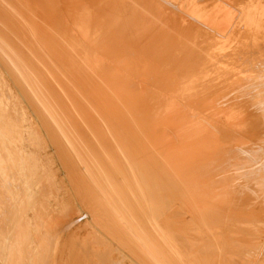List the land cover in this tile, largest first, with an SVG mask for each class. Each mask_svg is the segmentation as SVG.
Here are the masks:
<instances>
[{
	"label": "rangeland",
	"instance_id": "374dc122",
	"mask_svg": "<svg viewBox=\"0 0 264 264\" xmlns=\"http://www.w3.org/2000/svg\"><path fill=\"white\" fill-rule=\"evenodd\" d=\"M59 1L60 0H58V2ZM80 1L82 0H67V21L69 24L70 22L72 23L75 20L77 6L79 8V4L81 5ZM120 1L121 3L125 1L123 5L124 8L122 10L123 15L121 14L122 16H119L121 20H119L118 23L119 28H121L122 30L118 28V32V29L111 32L112 37H110L112 39L110 38L109 40H111V44H114L113 42H117L118 40V42L121 43V46L115 48L112 45L113 47L109 48L110 53H103L106 59L105 66L108 69L107 73L117 74L121 76V79L118 80L117 78H114L100 80L90 77L85 80H91L92 82L96 83H100L101 81L105 83L112 82L115 84L118 82H123L131 84V86L136 85L137 89L145 91H148V85H154L155 88L153 91H155V94H157V96L159 95L158 98L163 99L162 103L171 105L175 108L177 107L175 110H170L169 112L165 111L159 114L166 113L168 115L172 113L170 114L172 116L173 114H176V117L171 119L174 123L181 125L180 127H177L178 130L182 129L191 132L196 130L205 132H220L201 133L199 135L204 136L205 138H208L209 136L218 137L220 141H222V143L220 142L219 144L224 145L223 147L227 148L228 150L226 151L227 155H225L226 160L222 158L217 161L218 163L215 164V161L213 160H209L210 162L207 161L205 155L201 157L204 176L198 177V179H196L195 183L197 185V190L188 193L192 196L172 197L170 198L171 200L177 201L171 203V205L160 203L143 205L141 209H139V205L138 209L134 208V212L130 214L133 216L132 218L135 217L134 220H138L139 222H141V224H143L142 222H145V220L147 219L145 209L148 208L154 211L157 219H163L165 222L169 223L167 226L171 227L169 228V233L167 232L164 234L163 232L162 234H158L160 238L159 240L154 241V239H152V236H147L146 238L141 237L142 226L141 229H138L131 223H129L127 226V224L124 225L121 220L119 221L118 218L120 217L117 216L124 217V213L118 207H113V204L111 205L109 199L106 198L109 195L114 194L109 192L108 196L103 195L104 193L100 189V185L102 183L98 177L96 178L91 174L90 169L85 170V167L81 166V169L84 170V173H81V171H79L78 165H76L74 161H71L74 160L71 155L70 156L73 159H70V165L72 166L73 170L70 172L67 169L68 165H66V161L62 160L64 158L62 157L60 151L55 148V144L52 142L49 135L50 130L54 125V121L49 117V113L45 111L40 112V108L37 105L36 107L34 106V102L31 101L30 88L28 89V94H24L23 89H27L28 86L24 84V87L21 88L22 82H17L12 78L14 77V71H17V67L14 65V63H11L9 61L11 59L9 58L10 56L7 53L8 51L6 50L7 52H4V49L1 47L2 51L0 50V60L2 59V57L9 59L5 63L6 65H8L9 70L4 63H0V264H48V257L51 251L55 253V257H53L54 259L52 258L54 260V264H264V142H261L263 144V147H261L262 144L260 143L255 149H248L246 155L249 156L245 155L243 160H240L239 163V165L242 166L240 170H246L245 175H247V177L250 176L251 179L253 178L252 180H250L254 181L256 186H262L260 189L249 192L247 191L244 194V197L241 198L242 202L233 201V195L228 191L221 193L219 192V190H217L216 192L198 190V188H200L201 186V183L203 184V186H208L211 188L214 187V189L220 188L224 191H226L224 188L228 190L231 187L241 186L242 184L251 185L250 180L248 179L249 183H246L247 179L242 178V176L238 174L237 170V173H232L233 165L231 160H235V156H237L239 152V148H237V141L239 140V136L234 132L238 129V127L234 126L233 124L246 123V120L240 117L231 118L230 116L235 115V111L232 109L233 105L235 104L232 101L233 99H247V97L257 98L261 100L259 105L264 107V101H262L264 100V95L262 96V94H264V75L262 77L259 76L263 80L258 77H253V79H251L252 77H247V80H243L242 78V80L246 83H244L240 79L241 77H239L240 74V76L243 75L242 72L240 74L236 73L233 77L234 79H230L228 73L231 64H228V60L230 59V57L244 54L245 48L242 47L243 42L244 44H246L252 41V39L242 41L246 39V35H248L250 32H256L258 34H264V32L250 26L247 27V23L245 22L243 24H240L241 28L239 33L235 32L237 23L234 24V27H232V29L230 30L224 31L222 28L221 30H219L217 29L219 27L218 24H214V20L212 18L207 20V23L209 25L213 24V27L217 32L206 27H203L202 29L197 31H193L194 26H196L197 24H191L190 22H192V19H194L195 15L201 17L199 8H191L188 5L186 6L189 8H186V6L183 4L184 0L181 1L182 3L180 2V0H177L176 2L178 4H181L182 11L185 13L186 18L189 19H187L188 21L184 29L185 38H181V42L178 43L175 34L170 31L172 24L174 26L176 25L175 23H173L174 20L171 22L172 19L168 18V16L162 17L164 16L163 13L165 11H169L170 8L175 6V0H152L153 2L151 0H146L149 3L144 1L149 5L152 2L153 6L151 4V7L153 8L150 9L151 12L156 13L159 8L163 7V12H161L162 10L160 9L158 11V13L160 12V14L157 13L150 15L151 19L149 15L148 17L146 16V18L141 15L143 11H141V6L138 7L140 5V2H138L139 0H119V2ZM211 1L214 0H210V2ZM0 2L2 3H0V8H4L7 11L6 17L4 16L0 18V29L2 30V32H4L5 29H11L13 31H5V33L10 32L11 36L9 35V33L8 35H4V33L2 32L1 35L6 36L5 38L8 39V42H11V39L12 41L16 39L14 40L15 44H13L12 42V45L10 44L14 52L19 53L22 57L30 61L31 65L37 63L39 55H42L46 58H54V54L52 53L53 50H57L54 52L55 54L57 53V58H63L67 60L69 56H65L60 52L62 48L58 43L60 42L58 36V27L59 24H61L58 11L61 13L64 8H62L61 6L53 7V5L50 4V0H0ZM200 2L207 3L206 0H200L199 3ZM168 3L171 4L169 5ZM186 3L189 4L188 2ZM16 4H18L19 7H17ZM154 4L156 6H154ZM158 5L160 6L158 7ZM155 7L156 9H158L155 10ZM17 9L20 11H17ZM16 11L19 15L16 13ZM211 12L214 13V10ZM127 13L129 14L127 15ZM152 16H154V18H152ZM95 18L99 19L100 17H98L97 15ZM158 19L162 22H159ZM164 19L168 20H165V22ZM18 20L24 25V28L22 27V25L18 26H21L22 28H18L15 25L16 21L18 22ZM169 20L171 23L169 22ZM24 21L26 22V24ZM140 23L141 25H139ZM160 24L162 25L160 26ZM166 24L171 26H168ZM93 25L94 24H91V26ZM102 25L104 24L98 23L96 27L99 28ZM156 25H159L157 26V28H160L157 29L155 27ZM162 26H164L165 28H163ZM11 27L15 29H12ZM29 27H32V30L28 29ZM141 28L144 30H142ZM153 28L154 30H151ZM27 29L29 30L28 32ZM138 29H140V31L142 30V33ZM159 30H161L163 34L161 32L159 33ZM32 31L34 32V35L32 34ZM74 31L76 34V28ZM131 31H133V33ZM24 32L27 34L25 35ZM84 32L85 31L82 29L81 33L84 34ZM116 32L118 33V35ZM218 32L222 33L220 34ZM18 33H20V35ZM134 34L135 36H133ZM140 34H145L146 37L143 35L139 36ZM158 34H162L161 36H157L159 37V39L156 38V35ZM15 36L17 38H15ZM27 36L31 39H29ZM39 36L44 44H54L53 42L56 40L58 46L55 45L54 47L53 45L51 48L46 47V49H43V46L38 42ZM18 37H20L21 39ZM130 37L132 38L131 40ZM122 38L124 40H121ZM135 39L136 41H134V43L133 40ZM30 40L39 54L31 48ZM174 40L175 43H172V41ZM17 41L20 43L18 44ZM126 41L130 42L126 43ZM169 41L170 43L166 45V43H168ZM176 41L178 44L176 43ZM156 42L158 43L154 46ZM259 42H261V40L259 41V39L257 38L255 45L259 44ZM21 43H23L22 45L24 47L26 46L25 50L23 49L24 47L22 45V47H20ZM206 43L207 45H205ZM15 45H17L18 48H16ZM171 45L177 51L174 50ZM127 46L128 48H126ZM158 46L160 48H158ZM169 46L171 47L172 51L170 50ZM161 47L163 49H161ZM20 48L22 49V51ZM27 49L28 52H26ZM142 49L144 51L148 50V52L150 53L147 55L145 54L146 56H149L153 53V56L151 55L153 59H151V57L146 58L144 53L148 52L145 51L143 53ZM254 49L257 50L260 48L255 47ZM187 50L189 51V53ZM195 50L197 51V53L195 52ZM137 51H140L143 54H140V52ZM168 51L170 54H168ZM2 52L4 54L6 53V56ZM77 52L78 46L74 45L75 57H82V55H78ZM136 52L139 54H137ZM200 54L202 55L203 60L205 59V62H203V60L199 61V58L202 59ZM98 57L101 58L103 57V55L101 53H98ZM150 59L152 60L150 63L144 62L150 61ZM239 60H242V62H237L238 69H245V71L248 73V68L246 66V63L244 62V59L242 58ZM7 62H9L10 64ZM76 62H78V60ZM76 62L73 61L72 65L81 68L89 66L86 62L78 64ZM69 64L71 63H68V65ZM56 65L61 67L58 69L64 71L65 74H67L65 64L62 63ZM195 65L197 67L200 66V71L198 70L199 72L196 69L194 70V67H196ZM227 65L229 66L228 69L223 68L222 71L218 70V73L221 74V76L219 77L220 82H218L219 79H217L216 81L214 79H209V77H207L205 74L208 70L214 71L213 68L225 67ZM134 66H140L141 69L143 66H148V68L143 71L148 73L144 74L145 77L140 78L136 76V72L134 70L128 69V67ZM94 67H96V65H94ZM151 67L153 68L151 69ZM184 67L187 68L185 69ZM10 68L13 70V73H11L12 70ZM178 68H184L185 70L183 69L181 71ZM148 69L149 71H146ZM185 71H188L189 73L187 72L186 74H190L192 78L189 79L188 76L190 75L183 76V74H185ZM150 72H152L151 79L148 78V74H150ZM197 72L198 74L200 73V76L197 74ZM80 73L82 75L89 74L91 76H93L94 74H102L100 69H92L91 71L84 69L80 70ZM181 74L182 79H180ZM19 75H21V78L24 77L22 73ZM197 75L200 77L199 79ZM183 77L185 78L183 79ZM251 80L254 82H252ZM260 80L262 81L261 83L259 82ZM208 81H213L210 82L211 84H213V86L208 85L209 87H211V89L207 87ZM241 81L243 82L244 86L243 84L240 85L239 82ZM169 83H172L173 85H168ZM181 83L184 86H182ZM230 83L231 86L229 85V87H226V85L228 86V84ZM165 84H167L168 87ZM189 84L192 85L190 86L191 90H187L186 94L176 95V93H171L172 91L170 89L176 90L178 88H186ZM203 84L205 86H203ZM221 84L223 88L220 86ZM252 84L259 90L263 87L261 89L262 91H260L259 93L261 95H258L259 97H257V94L248 93V91L252 90ZM215 85L218 87L215 88ZM166 87L168 89V92H165L164 94ZM187 88L189 89V87ZM212 88H214L216 91L218 90V93L216 91L214 93V89ZM205 92L209 95H207ZM155 94L148 98H153L154 96L157 97ZM242 94L245 95L243 96ZM200 98H202V100ZM248 113L250 114V112ZM262 114L264 115V111L262 112ZM210 120L213 122H211ZM201 123L202 127H193L192 125ZM191 138H193V136ZM206 141L208 140H205V142ZM261 141H264V138L261 139ZM230 142H232V144ZM220 145H218V147H220ZM204 151L208 152L209 149L206 147L204 148ZM258 156L259 158H257ZM253 157L255 158L253 159ZM76 162L77 164H81L77 160ZM191 162L194 163V165L191 167L190 173L192 168L198 169L199 164L201 163L199 161ZM247 164L251 166H248ZM243 165L246 167H244ZM209 169H211L212 171ZM86 171L89 173H86ZM236 175L238 176L236 177ZM77 176L82 181L79 180ZM199 178H201V181H199ZM71 180L75 184L79 183L78 185L82 188V190L84 189L85 191L86 188V191L84 193H80L78 191L74 192V189L72 188V185L74 184H72ZM34 184L39 185L38 190H34ZM22 185H25L24 187L26 188V196H24ZM35 192L38 194V199L36 203L31 208H29V206L26 205V201L24 200L27 196L35 194ZM253 192H255V195L258 196V199ZM204 195L207 196L204 197ZM199 196L204 197L203 199L205 200L198 199ZM124 200L126 201L127 198H124ZM83 202L93 210L95 209V213L97 214V221L96 218L94 220L93 217H91L92 215L89 210L87 211L80 205V203L83 204ZM119 202L120 204L123 203V201L121 200H119ZM71 205H74L75 209L73 210V214L69 216V220L67 219L68 223L67 221L66 223L68 225L67 227H65L68 230L70 229L71 231L69 230V233L67 229L65 230V232L67 231L69 237H67L68 239H66L67 241H65L66 246L64 248L63 255L60 257L57 252H59L58 248H62V246H56V244L54 243L55 245L51 249L50 245H48L50 242V234L52 232H55L54 221L62 216V208ZM127 211H130L128 207ZM142 211L144 212V214L142 213ZM155 216L154 219L156 218ZM130 222H132V220ZM28 223H31L33 225L32 230ZM66 223L64 224L65 226ZM73 226L76 228H74ZM135 238H141V240L138 241Z\"/></svg>",
	"mask_w": 264,
	"mask_h": 264
},
{
	"label": "bare ground",
	"instance_id": "6f19581e",
	"mask_svg": "<svg viewBox=\"0 0 264 264\" xmlns=\"http://www.w3.org/2000/svg\"><path fill=\"white\" fill-rule=\"evenodd\" d=\"M130 1H132V0H130ZM136 1H138V0H136ZM144 1H146V0H139L138 1V2H140V5L138 7H140V6L142 7L141 11H143V13H141V15L143 17L146 18V16L148 17V15L150 16L153 14H157L160 9L162 10L161 12H163V9H162L163 7L159 8V9L157 8L158 10L155 7V10H157V12L156 13L151 12L150 9L153 8V7H151V4L153 1L151 0L152 2L150 5L146 3L148 1H146V2H144ZM176 1L177 0H175V3H174L175 6L170 8L169 11L168 10L165 11L163 13L164 16H162V14H161V16L162 17L168 16V18L172 19L171 22L174 20L173 23H175L176 25L174 26L172 24L170 31L175 34V37L179 43V42H181V40H180L181 38H183V37L185 38L184 29H185V25L189 19L186 18L185 13L182 11L181 4H178ZM181 1L182 0H180V2ZM206 1L210 2V0H206ZM214 1H211V5H209V7L214 5L213 4ZM219 1L223 2L224 4H226L230 8H232L233 5H235L237 3L236 0H219ZM80 3H81V5L78 3L79 8L77 6V9H76L77 13L75 12L76 13L75 20L72 23L70 22V24H69L67 21L68 20V18H67V16H68V14H67V11H68L67 0H60L59 2H58V0H50V4L53 5V7L61 6L62 8H64V10H62L61 13L57 10L58 14L60 15L59 18H60V23H61V24H59V27H58V31H59L58 36H59V40H60V42H58V43H59V46H61V48H62V50L60 52L63 53L65 56L66 55L69 56L67 58V60H65L63 58H57L56 57L57 53L56 54L54 53L57 50H53L52 53L54 54V58H49V57L46 58V57H43L42 55L41 56L39 55V59H37V63H35L34 65H31L30 61H28L27 59L22 57L19 53L14 52L12 47L10 46L11 42L13 44H15L14 40H16V39L13 38L14 39L13 41L11 39V42H8V39L5 38L6 36L1 35L2 33H4V35H6V34L8 35V33H9V35L11 36L10 32L5 33V31L6 30L12 31V30L11 29H5L3 27L5 29V31L3 30L4 32H2V30L0 29V50L2 51L1 47L4 49L3 50L4 52L7 50L8 52L7 51L6 52L10 56L9 58L11 60H9L8 58L2 57V59L0 60V63L5 64L6 61H8V60L11 63H14V65L17 67V71H19L20 73L15 70L14 71V77H12V78L17 82H19V81L22 82L21 88L24 87V84H26V86H28L27 89H23L24 91L22 90L24 94L27 95L28 89L30 88L31 101L34 102L35 107L37 105L40 108V112L45 111V112L49 113V117L54 121L53 122L54 125L51 128L49 135L51 137L52 142L55 144L54 145L55 148H57L60 151L62 157L64 158V159H62V158L61 159L66 161V163H67L66 165H68L67 169L70 172L73 170L72 166L70 165L71 161H74L75 164L78 165L79 171H81V173H84V170L81 169L82 168L81 166H84L85 170L90 169L91 174L93 176H95L96 178L98 177L100 179V181L102 183L100 185L101 186L100 189L103 191V193H104L103 195L108 196L109 192L114 194V195H109L106 198L109 199L111 205L113 204L112 205L113 207L114 206L118 207L124 213V217L116 215L117 217L121 218V219L118 218L119 221L121 220L122 223L124 225L127 224V226L129 223H131L132 225H134V227H137L138 229L139 228L141 229V226H142V229H141L142 236L141 237L146 238L147 236H150V237L152 236V239H154V241L159 240L160 238H159L158 234L159 233L162 234L163 232L165 234L169 231V228H171V227L167 226L169 224L168 222H165L161 218L157 219L154 211L152 209H148V208H147L148 210L145 209L147 219L145 220V222H142L143 224H141V222H139L136 219L134 220L135 217L132 218L133 216L130 213L134 212V210H135L134 208L138 209V205L140 207L139 209H141V207L143 205H152V204H160V203H162V204L164 203L165 205H171V203L177 201V200L176 201L171 200L170 198H172V197H180V196L190 197V196H192V195H189L188 193L194 192L197 190V185L195 183L196 179H198V177L204 176L203 170H202L203 163L201 161V157L205 155V157L207 158V161L213 160V161H215V164H216V163H218L217 162L218 160H220L222 158L225 159V155H227L226 151H228V150H227V148L223 147L224 145L219 144L220 142L222 143V141H220V139L218 137L209 136L208 138H205L204 136L199 135L201 133H220V132H214V131H206L205 132V131H199V130L191 132V131H186V130H182V129L178 130L177 127H180L181 125L174 123L171 119V118L176 117V114H173V116L170 115L172 113H170L168 115L166 113L165 114H159L161 112H165V111L169 112L170 110H175L177 107L175 108V107H172L171 105H168V104L166 105V104L162 103L163 99L158 98L159 95L157 96V94H155V91H153L155 88L154 85H148L149 89H147L148 91H145V90L137 89L136 85H134L136 83L133 84L134 86H131V84H127V83H123V82H118L115 84L112 82H109V83L106 82L105 83V82L101 81L100 83L99 82L96 83V82H92L91 80L86 81L85 79H88L90 77L97 78L100 80L114 79V78H117L118 80L121 79V76H119L117 74H108L107 73L108 69L105 66L106 59H105L104 53H106V52L110 53V51H109L110 47L114 46L115 48H118L121 46V43L118 42V40H117V42L116 41L113 42L114 44H111L110 43L111 40H109V39L112 37L111 32H113L114 30H117L119 28L118 23H119V20H121L119 16L122 14V10L124 8L123 5H124L125 1L121 3V1L119 2V0H108V2H107V0H84V1L82 0V1H80ZM111 3H114V4H111ZM155 4H154V6H156ZM168 4L170 5L171 3H168ZM16 5H17V7H19L18 4H16ZM147 6L149 7V9ZM152 6H153V4H152ZM159 6L160 5H158V7ZM4 7H5V5H4ZM132 8H134V7H132ZM12 9H13V7H12ZM149 10L151 13L149 12ZM213 10H214V8H213ZM17 11H20V10L17 9ZM17 11H16V13H17ZM129 13H130V11H129ZM129 13H127V15ZM12 14H14V13H12ZM158 14H160V12ZM213 14H216L215 10H214ZM6 15H7L6 9L0 8V18L4 17V16L6 17ZM97 15H98V17H100L99 19L95 18ZM154 16H156V15H154ZM154 16H152V18H154ZM157 17H158V15H157ZM202 17H198L195 15L194 19H192V22H190L191 24L192 23L197 24L196 26H194L193 31L200 30L203 27H206L208 29L216 31V29L213 27V24L209 25L207 23V20H209L211 18L208 16H206V17L204 16L205 17V20H204ZM150 19H151V16H150ZM200 19H202L204 21H201ZM19 20H20V18H19ZM19 20H18V22L16 21L15 25L17 27L19 25H22V27H23L24 25ZM23 20H24V18H23ZM124 20H125V18H124ZM138 20H139V18H138ZM165 20H168V19H164V21ZM134 22H136V21H134ZM159 22H162V21L159 20ZM169 22H170V20H169ZM98 23H102L104 25L97 28L96 26L98 25ZM25 24H26V22H25ZM73 24H74V26H73ZM91 24H94V25L91 26ZM162 24H160V26ZM214 24H218L219 27L217 29H219V30H221V28L224 31H225V29H227L226 23H216L215 22ZM139 25H141V23ZM166 25H168V24H166ZM157 26H159V25H156L155 27L157 28ZM168 26H171V25H168ZM20 27H18V28H20ZM115 27H116V29H115ZM134 27H136V26H134ZM162 27L165 28L164 26H162ZM31 28L29 27L28 29L32 30ZM75 28L77 30L76 34L74 31ZM159 28L160 27H158L157 29H159ZM12 29H15V28H12ZM28 29H27V32L29 31ZM82 29L85 31L84 34L81 33ZM119 29H121V28H119ZM119 29L117 30V32L119 31ZM16 30H14V31H16ZM130 30H133V29H130ZM138 30L140 31V29H138ZM138 30H137V32H138ZM142 30H144V29H142ZM151 30H154V28ZM16 32H18V31H16ZM131 32L133 33V31H131ZM160 32H161V30H159V33ZM20 33H18V34L20 35ZM161 33L163 34V32H161ZM15 34H17V33H15ZM26 34L27 33H25V35ZM32 34L34 35V32ZM117 35H118V33H117ZM142 35L145 36V34H142ZM142 35L140 34L139 36H142ZM159 35L160 34L156 35V38L159 39V37H157ZM16 36H15V38H17ZM133 36H135V34ZM18 38H20V37H18ZM115 38H113V39H115ZM29 39H31V38H29ZM128 39H129V37H128ZM131 39L132 38L130 37V40ZM171 39H172V37H171ZM171 39H170V41H171ZM251 39H252V41L250 43L244 44V42H243L242 47L245 48L244 54L230 57V59L228 60V64L229 65L231 64L230 68H229V73H228V75L230 76V79H232L236 73L240 74L241 72L243 74L242 76H240L241 74L240 75L237 74V75H239V77H241L240 78L241 80H242V78H243V80H245V79L247 80V77L248 78L252 77L251 79H253V77H258L261 79V77L264 75V52L261 51L262 53H259L258 50L254 49L255 47H257V45H255L256 41H257V37L251 38ZM17 40H19V39H17ZM121 40H124V39L122 38ZM137 40H138V38H137ZM134 41H136V39L133 40V42ZM170 41L168 43H166V45L169 44ZM177 41H176V43H177ZM38 42L40 43V45L43 46V49H46V47L51 48L53 45H54V47H55V45L58 46L56 40L53 42L54 44H48V45H46V43L44 44L43 41L40 39V36L38 38ZM128 42H130V41H126V43H128ZM17 43L19 44L20 42L17 41ZM157 43L158 42H156L154 44V46ZM159 43H160V41H159ZM172 43H175V40L172 41ZM203 43H205V42H203ZM22 44L23 43L20 44V47L23 46ZM138 44H140V43H138ZM74 45L78 46V52L77 53L80 56L82 55V57H75ZM205 45H207V43ZM15 46H16V48H18L17 45H15ZM30 46L34 51H36L39 54V52L34 48L31 40H30ZM25 47L23 48L24 50H25ZM139 47H141V46H139ZM171 47H172V45H171ZM171 47L169 46L170 50L172 51ZM126 48H128V46ZM158 48H160V47L158 46ZM161 49H163V48L161 47ZM174 50H176V49H174ZM252 50H254V51H252ZM21 51H22V49H21ZM145 51L143 50V53ZM26 52H28V49L26 50ZM137 52H140V51H137ZM146 52H148V50ZM150 52H152V51H150ZM178 52H179V49H178ZM195 52L197 53L196 50H195ZM98 53H101L103 55V57L99 58ZM141 53L142 52H140V54ZM184 53H185V51H184ZM188 53H189V51H188ZM137 54H139V53H137ZM145 54L147 55L150 53L149 52L144 53V55ZM168 54H170L169 51H168ZM151 55L153 56V53ZM151 55L146 56V58L151 57ZM118 57H116V58H118ZM201 57H202V55H201ZM242 58L244 59V62L246 63V66L248 68L247 69L248 73L245 71V69H238L237 62L241 63L242 60H239V59H242ZM151 59H153V58L151 57ZM151 59H150V61H144V62L150 63L152 61ZM199 59H200L199 61H201V60H203V57H202V59L201 58H199ZM77 60H78V62H76ZM73 61H75L77 64L86 62V63H88L89 66L84 67V68L74 66V65H72ZM135 61H136V59H135ZM197 61H198V59H197ZM203 62H205V59L203 60ZM7 63H9V62H7ZM62 63L65 64L67 74H65L64 71H61L60 69H58L61 67L56 65V64H62ZM68 63H71V64L68 65ZM183 63H184V61H183ZM195 63H197V62H195ZM94 65H96V67H98V68L94 67ZM5 66L9 70L8 65L5 64ZM228 67L229 66L227 65L225 67L213 68L214 71L208 70V71H206L205 74L207 77H209V79H211V80L214 79L216 81L221 76V74L218 73L219 72L218 70L222 71L223 68L228 69ZM147 68H148V66H143L142 69L140 66L128 67V69L134 70L136 72V76H138L140 78L145 77L144 74L148 73V72H143ZM152 68L153 67H151V69ZM184 68L186 69L187 67H184ZM188 68H190V67H188ZM239 68H241V67H239ZM84 69H86L88 71H91L92 69L93 70L100 69L102 74H94L93 76H91L89 74H83L82 75L80 73V70H84ZM174 69H175V67H174ZM178 69H180V68H178ZM178 69H176V70H178ZM183 69H180V70L182 71ZM195 69L197 71L198 70L200 71V66L194 67V70ZM146 71H149V69ZM15 72H17V73H15ZM187 72L185 71L184 72L185 74H183V76L184 75H186V76L190 75V74H186ZM198 72H197V74H198ZM11 73H13V70L11 71ZM21 73H22V75H24L23 78H21L20 77L21 75H19ZM151 73L152 72H150V74H148L149 79H151V77H152ZM175 74H177V73H175ZM172 75H173V73H172ZM193 75H194V73H193ZM198 75H197V77L199 79L200 75L199 76ZM259 76H261V77H259ZM185 77H183V79ZM188 77H189V79L192 78L191 75ZM172 78H173V76H172ZM203 78H204V75H203ZM180 79H182V74H181ZM263 79H261V80H263ZM187 80H188V78H187ZM261 80L259 81L260 83L262 82ZM89 81H91V82H89ZM242 81L239 82L240 85L243 84L244 81L243 82ZM210 82H213V81H208V84L206 83L207 87H209L208 85L213 86V84H211ZM218 82H220V79ZM252 82H254V81H252ZM244 83H246V82H244ZM171 84L169 83L168 85H171ZM184 84H185V82H184ZM253 84L251 85V86H253L251 88L252 90L248 91V93L257 94V97H259L261 95L259 93H260V91H262L261 89L263 87L259 90ZM129 85H130V88H129ZM165 85L168 87L167 84H165ZM216 85H215V88L218 87ZM229 85L231 86V83L228 84V86L226 85V87H229ZM111 86H112V88H111ZM182 86H184V85L182 84ZM190 86H192V85H190V84L187 85V87H189V89L187 87L186 88H178L176 90L173 89L174 91L170 88L169 89L172 91L171 93H176V95L177 94L183 95V94H186L187 90H191ZM203 86H205V85L203 84ZM220 86L222 87V84ZM243 86H244V84H243ZM167 87H166V90L164 91V94H165V92H168ZM170 87H172V86H170ZM199 87H197V88H199ZM224 88H225V86H224ZM159 89H161V88H159ZM159 89H158V91H159ZM209 89H211V87H209ZM209 89H206V90H209ZM212 89H214V88H212ZM245 90H246V88H245ZM215 91L216 90L214 89L213 92L215 93ZM220 91H221V88H220ZM200 92H201V90H200ZM154 94L157 97L154 96L153 98H148V97L153 96ZM207 95H209V94H207ZM242 95L244 96L245 94H242ZM242 95H240V96H242ZM263 95L264 94H262V96ZM160 96H161V94H160ZM192 97H190V98H192ZM174 98H175V96H174ZM200 99L202 100V98H200ZM166 100H167V98H166ZM232 101L235 103L233 105V108H232L235 111L234 112L235 115L230 116V117L231 118L232 117H240V118H243L244 120H246L245 121L246 123H241V124L234 123L233 124L234 126L238 127V129L235 130L234 132L237 133L239 136V140L237 141V143H238L237 148H239V152H238L237 156H235V160L234 159L231 160L232 165H233L232 166V170H233L232 173L235 174V172L237 170L238 174L240 176H242V178L247 179L246 183H249V180L251 179V177L250 176L247 177V175H245L246 170H240V168H242V166L239 165V163H240V160H243V158L247 154L248 149L253 150L256 147H258V144H260L261 142H264V141H261V139L264 138V115L262 114V112L264 111V107L259 105L261 100H259L257 98L247 97V99H233ZM262 101H264V100H262ZM261 104H262V102H261ZM248 112H250V114ZM157 113H158V115H157ZM215 117H218V116H215ZM203 118H205V117H203ZM205 119H207V118H205ZM223 121H225V120H223ZM211 122H213V121H211ZM202 123H204V122H202ZM202 123L201 124H192V125H193V127H200V126L202 127ZM218 124H220V123H218ZM223 127H224V125H223ZM192 136H193V138H191ZM205 140H208V141L205 142ZM230 143L232 144V142H230ZM218 145H220V147H218ZM206 147L209 149L208 152L204 151V148H206ZM261 147H263V144L261 145ZM70 155L74 158V160L70 161V159H73ZM246 156H249V155H246ZM254 158L255 157H253V159ZM257 158H259V156ZM76 160L79 161L81 164H79V163L77 164ZM191 161H194V162L199 161L201 163L199 164L198 169L192 168L191 173H190V169L194 165V163H192ZM75 164H73V165H75ZM241 164H242V162H241ZM248 166H251V165H248ZM244 167H246V166H244ZM78 168H77V170H78ZM209 170H211V169H209ZM86 173H89V172L86 171ZM251 173H253V172H251ZM237 176L238 175H236V177ZM78 179L81 180L79 177H78ZM251 180H250L251 185L242 184L241 186H237V187L229 186L231 188H229L228 190L226 188H224L226 191L220 189L219 187H218L219 189H217V188L214 189V187L211 188L208 186H203V184L201 183V186H200V188H198V190H200V191H202V190L203 191H214V192L219 190V192H221V193L228 191L233 195L232 196L233 201L242 202L241 198L244 197V194L247 191L249 192V191L257 190V189H260L262 187V186H258V185L256 186L255 182L251 181ZM256 180H257V178H256ZM199 181H201V178H199ZM76 183H77V181H76ZM72 184H74V185H72L74 192L78 191L80 193L81 192L84 193L86 191V188H85V191H84V189L82 190V188L78 185L79 183L75 184L72 181ZM24 186H23V191H24V196H26L25 195L26 188ZM224 186H225V184H224ZM215 187H216V185H215ZM33 188H34V190H38L39 185L34 184ZM222 188H223V186H222ZM253 193L255 195V192H253ZM37 196H38V194L35 192V194L29 195L25 198L24 201H26V205H28L29 208H31L36 203V201L38 199ZM205 196H207V195H204V197ZM204 197L199 196L198 199H203ZM256 197L258 199V196H256ZM124 198H127V200L125 201ZM119 200L123 201V203L120 204ZM203 200H205V199H203ZM187 201H189V200H187ZM80 205L83 208H85L87 211L89 210V212L92 215L91 217H93L94 220L96 218V221H97V217H96L97 214L95 213V209L93 210L84 202H83V204L80 203ZM38 207H36V208H38ZM127 207L130 209V211H127ZM74 209H75L74 205L65 206L62 208V211H61L62 216L59 217V219H56L54 221L55 232H52L50 234V242L48 245H50L51 249L55 244H56V246H60V247L62 246V248H58L59 252H57V254H59L60 257L63 255L64 248L66 246L65 241H67L66 239H68L67 237H69L67 231L69 233L71 231L70 229H69L70 230L69 231L67 228H65L68 225L67 219L69 218V216H71L73 214ZM85 209H83V210H85ZM142 213L144 214L143 211H142ZM125 214H126V218H125ZM154 216L156 217L155 219H154ZM131 220H132V222H130ZM66 221H67V223H66ZM65 223H66V226L64 225ZM93 223H96V222H93ZM70 224H72V223H70ZM28 225L31 227V230H32L33 225L31 223H28ZM104 225H105V223H104ZM26 227H27V225H26ZM74 228H76V227H74ZM105 228H106V226H105ZM105 228H104V230H105ZM66 229H67V231L65 232ZM205 229H207V228H205ZM66 233H67V236H66ZM106 237H108V236H106ZM136 240L140 241L141 238H137ZM53 257H55V253L53 251H51L50 255L48 257V260H49L48 264H54L53 263V261H54ZM45 263H47V262H45ZM122 263H123V261H122Z\"/></svg>",
	"mask_w": 264,
	"mask_h": 264
},
{
	"label": "crops",
	"instance_id": "0c3cea01",
	"mask_svg": "<svg viewBox=\"0 0 264 264\" xmlns=\"http://www.w3.org/2000/svg\"><path fill=\"white\" fill-rule=\"evenodd\" d=\"M215 1L213 3L214 5H212L211 7H209V5H211V2L199 3V1H196V0H184L183 4L185 6L188 5L191 8L198 7L199 13L201 14V17L203 16L202 18L204 20H205L206 15L208 16L209 14V17L214 20L213 21L214 23L215 22L216 23H223V22L226 23V25L228 26V29H225V31L232 29V27H234V24L237 23L235 32L239 33L240 28H241L240 24H243L245 22L247 23V27L250 26V27L259 29L264 32V0H241L242 2L240 0H236L237 5L236 4L233 5L232 8L228 7L226 4H224L223 2L219 0H215ZM186 2H188L189 4H187ZM186 8H189V7L186 6ZM213 8L216 14H213L211 12L213 11ZM200 20L204 21L202 19ZM218 33L221 34L222 32H218ZM246 37L247 38L242 41L255 38V37L261 40V42L257 44V47L260 49H257V50L259 51V53L263 52L264 34L250 32L248 35H246Z\"/></svg>",
	"mask_w": 264,
	"mask_h": 264
}]
</instances>
